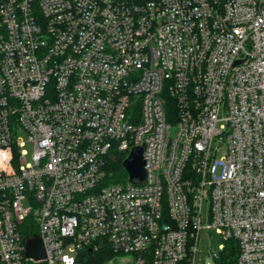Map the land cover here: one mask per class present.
<instances>
[{
    "label": "built area",
    "instance_id": "1",
    "mask_svg": "<svg viewBox=\"0 0 264 264\" xmlns=\"http://www.w3.org/2000/svg\"><path fill=\"white\" fill-rule=\"evenodd\" d=\"M143 144L147 182L103 186ZM213 230L211 264H264V0H0V264H209Z\"/></svg>",
    "mask_w": 264,
    "mask_h": 264
},
{
    "label": "trees",
    "instance_id": "2",
    "mask_svg": "<svg viewBox=\"0 0 264 264\" xmlns=\"http://www.w3.org/2000/svg\"><path fill=\"white\" fill-rule=\"evenodd\" d=\"M127 153L118 150L110 151L105 156L104 170L106 176L102 185H125L128 183V173L123 167V162ZM24 234L33 236L37 234L35 229L24 226ZM238 256V247L233 241H228L225 250L221 254V263L232 264ZM117 258L112 253L108 245L100 247L98 250L87 248L80 254L81 264H105Z\"/></svg>",
    "mask_w": 264,
    "mask_h": 264
},
{
    "label": "water",
    "instance_id": "3",
    "mask_svg": "<svg viewBox=\"0 0 264 264\" xmlns=\"http://www.w3.org/2000/svg\"><path fill=\"white\" fill-rule=\"evenodd\" d=\"M146 146L135 147L130 155L124 160L123 167L128 173L129 182L132 184L143 185L147 182V169L145 160ZM26 257L35 261L45 260L46 251L44 244L39 236L27 239Z\"/></svg>",
    "mask_w": 264,
    "mask_h": 264
},
{
    "label": "rangeland",
    "instance_id": "4",
    "mask_svg": "<svg viewBox=\"0 0 264 264\" xmlns=\"http://www.w3.org/2000/svg\"><path fill=\"white\" fill-rule=\"evenodd\" d=\"M19 137L21 140L26 142V150L29 153L28 159H30V156L34 152L33 147L30 143H28V138H27L26 134L22 133L19 135ZM209 210H210L209 203L207 201H204L203 208H202L203 222L204 223H207V219L209 216ZM220 245H222V239H221V236L215 230H213L211 232V234L203 231L200 235V241L198 243L197 262L204 260L205 262L211 264L212 263L211 256L209 255L208 250L211 247H213L215 249V251H219ZM123 259L126 261H129V262H125V261L119 259V260H117L116 264H131L133 261V257H125Z\"/></svg>",
    "mask_w": 264,
    "mask_h": 264
}]
</instances>
